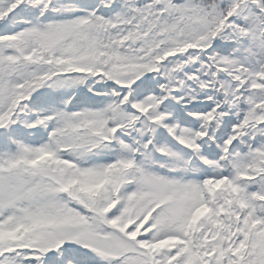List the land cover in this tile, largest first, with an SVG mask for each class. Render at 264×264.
<instances>
[{
	"label": "snow or ice",
	"instance_id": "1",
	"mask_svg": "<svg viewBox=\"0 0 264 264\" xmlns=\"http://www.w3.org/2000/svg\"><path fill=\"white\" fill-rule=\"evenodd\" d=\"M0 264H264V0H0Z\"/></svg>",
	"mask_w": 264,
	"mask_h": 264
}]
</instances>
